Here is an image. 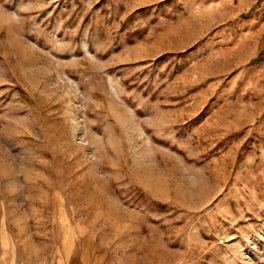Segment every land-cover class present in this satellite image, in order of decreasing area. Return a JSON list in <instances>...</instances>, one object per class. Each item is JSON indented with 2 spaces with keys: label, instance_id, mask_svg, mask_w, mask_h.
Returning a JSON list of instances; mask_svg holds the SVG:
<instances>
[{
  "label": "rangeland",
  "instance_id": "obj_1",
  "mask_svg": "<svg viewBox=\"0 0 264 264\" xmlns=\"http://www.w3.org/2000/svg\"><path fill=\"white\" fill-rule=\"evenodd\" d=\"M0 264H264V0H0Z\"/></svg>",
  "mask_w": 264,
  "mask_h": 264
}]
</instances>
